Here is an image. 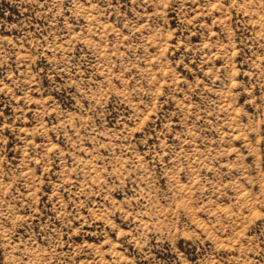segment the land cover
<instances>
[{
  "label": "rangeland",
  "instance_id": "1",
  "mask_svg": "<svg viewBox=\"0 0 264 264\" xmlns=\"http://www.w3.org/2000/svg\"><path fill=\"white\" fill-rule=\"evenodd\" d=\"M0 264H264V0H0Z\"/></svg>",
  "mask_w": 264,
  "mask_h": 264
}]
</instances>
